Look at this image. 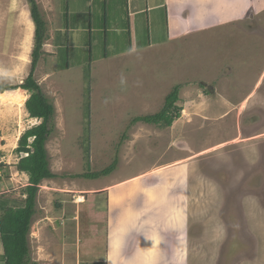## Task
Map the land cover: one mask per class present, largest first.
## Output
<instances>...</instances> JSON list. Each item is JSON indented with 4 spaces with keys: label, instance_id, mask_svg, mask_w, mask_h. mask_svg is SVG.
Masks as SVG:
<instances>
[{
    "label": "rangeland",
    "instance_id": "1",
    "mask_svg": "<svg viewBox=\"0 0 264 264\" xmlns=\"http://www.w3.org/2000/svg\"><path fill=\"white\" fill-rule=\"evenodd\" d=\"M154 2L129 0V8L145 10ZM59 4L80 27L68 41L59 36L62 48L56 52L51 36L65 32L64 16L54 21L51 4L38 5L50 41L43 42L33 78L54 107L46 151L55 177L38 186L28 236L31 261L104 263L106 192L100 184L105 176H83L100 174L116 160L118 176H135V167L143 165L160 171L153 186H144L140 177L127 183L140 184L141 191L127 188L122 195L110 188L108 264H264V2L247 14L238 12L240 20L230 18L227 7L220 13L213 8L212 14L197 16L203 18L197 31L188 20L187 33L167 37L163 10H153L146 22V14L128 18V0ZM31 36L25 54H0V87L21 85L29 75ZM11 49L7 45L15 52ZM175 88V105L182 111L170 128L133 124L160 112ZM28 97L25 92L22 107L0 99V202L11 208L24 203L22 191L29 184L17 169L23 157L16 153L19 139L40 123L29 118ZM176 185L184 188L181 203L174 201ZM137 192L145 193L146 205L138 215L151 213L140 227L129 207ZM98 216L103 219L95 221ZM92 227L98 236H90L87 248L81 234ZM130 227L141 238L125 255Z\"/></svg>",
    "mask_w": 264,
    "mask_h": 264
},
{
    "label": "crops",
    "instance_id": "2",
    "mask_svg": "<svg viewBox=\"0 0 264 264\" xmlns=\"http://www.w3.org/2000/svg\"><path fill=\"white\" fill-rule=\"evenodd\" d=\"M36 1L38 2V5L40 7H41V5H40L41 3H44V5L45 4L47 5V3L51 4L52 20H54V21L61 20L60 15H63L64 16L63 18H64L65 23H66L65 32H68V34H70V36L73 37L74 33H72V32H75L76 30H78L80 26L76 27L73 25V22H71L72 18L70 17V12L68 9H67L66 14H64L62 12V8L59 4V0H36ZM262 2H264V0H160V1L158 0L157 3L154 2V4H152L154 7L148 6L145 10L144 9H142V10L137 9L134 11H132V10L130 11L129 0H128L127 12L129 14L128 18H129V16L132 18L133 16L137 17L139 15L146 14V17H147L146 22H147L149 20L148 18L150 17V13L153 14V10H158V11L163 10L162 12H164V15H165V17H164L165 18V27H166V29L168 28L167 35H166V37H167L168 33H171V32H172V34H178V35H182V34L187 33L185 30L187 28L186 21H188V20H190V23L188 26H193L190 30L191 31H197L198 26L201 25V22L203 20V18H200L198 20L197 16H200V15L202 17L208 16L207 11L209 10L212 14L213 8H215L216 11L218 13H220L221 10H223L222 7H227V10H228L227 12L230 14V18H235V20H240V18H236L238 12L240 14H247L249 11H251L253 9V6H255V3H262ZM204 8H207V9H204ZM203 9H204V11L202 12ZM109 12L110 11L108 10V13ZM185 12L188 13V16L183 18L182 14ZM114 13H116V16L119 15L118 11L117 12L114 11ZM194 14H195V17H194ZM156 17H158V20H160L158 15ZM156 17H154V18H156ZM118 19L120 21V18H118ZM138 20L139 19H135L134 23L138 24V22H139V24H140V21H138ZM129 22H130V20H129ZM130 24H131V22H130ZM158 24L155 23L154 26L158 25ZM146 26H147V24H146ZM146 26H145V28H146ZM143 27H144V24H143ZM147 28H148V26H147ZM67 30H69V31H67ZM59 32H61V31H58V33ZM148 32L151 33L150 29H148ZM88 33H90V31H88ZM34 34H35V26H34V23L31 19L27 0H0V43L2 42V45H0V54L1 55H11L13 53L16 55L25 54L27 48L30 45V42L33 40V38L31 40V37H32L31 35H33V37H34ZM54 37L55 36L53 34L51 36L52 44L54 42ZM48 40L50 41V39H48ZM7 45L10 46V48H12L11 50H14L15 52H9L10 50L7 51ZM52 47H54L55 51L57 52L58 47L54 46V44ZM50 54H54V53L51 51ZM1 55H0V57H1ZM24 64L22 66H25ZM14 69L15 68L12 67L11 69H9V71L14 70ZM17 90H20V91L25 93L24 90H21V89H17ZM13 91H15V90H13ZM144 147H146V145ZM129 166H130V162H129ZM135 168H138V172L134 173L135 176H132V177L130 176V178H128V176H124V175L118 176L120 171H122L121 166H119L115 171H113L109 175L105 176L102 180V183L100 184V186L102 188L100 190H102V192H106V194L104 193L105 194V204H104V211H103L104 214L102 215V217H104L105 219H103L101 216H98L99 218L95 219V221L96 220L101 221L102 219L104 220L103 221L104 225L102 227L103 230L100 233V235L102 237H104V240L106 243L105 258H104L103 264H108V245H109V239H110V232L112 230V228L110 227L111 213L109 210L110 209V205H109V190H110V188H117L116 192L119 194L124 193L125 192L124 190L127 188H131V189H134L137 191H141L142 188L139 187L140 184H138L136 186H134L133 184L132 185L127 184L128 182H133L134 179L139 178V177L141 178L140 182L144 186H153L155 183H157V180L155 179V177L157 175L155 174V172H158L160 170L156 171L157 168H154V166H150V165H147V166L143 165V166L135 167ZM130 172H132V171H130ZM153 174H154V176L152 177ZM19 175L21 177L20 176H18V177L23 179V181L26 180V182H27V178H26L27 176L25 174H23V172H21V174H19ZM116 177L117 178H124V179L117 182L116 184L108 186L107 184L109 182H111V183L114 182L113 180H115ZM186 183H188L187 178H186ZM27 185L28 184L26 183V186ZM178 187L181 190H179ZM175 188H176V193L173 195V197H175L174 201L181 203L182 197L179 195L184 190V188L182 187V185L181 186L176 185ZM147 189H149V188H147ZM186 189H187V187H186ZM143 195H145V193L140 194V192H137L135 197L129 199V201L134 199L133 202L129 203V207L132 211L133 217H135L137 215V221L135 222V227H137L136 224L139 225L138 227H140L141 224L145 223L146 219L151 216L150 211H149V214H146V212H148V211H146L142 215H140V214L138 215L139 209H141L142 207L146 208V205H143V202H144ZM169 197H171V195ZM163 198L165 199L166 197H163ZM129 201H127V202H129ZM3 203H5V202L1 201L0 205ZM185 203H186V201L184 200V206L186 207ZM58 205H60V204L58 203L57 206ZM58 207H60V206H58ZM85 212H86L85 214H87V215L90 214V212L88 210H86ZM100 217H101V219H100ZM75 220L76 219H74V222L77 224V222ZM35 221L38 222L37 219H35ZM39 222H41L40 224H42L41 219L39 220ZM80 224L83 225L82 222ZM80 224L77 225L78 227H75L76 230H78V231H80L79 228L82 229V227H80ZM132 224L134 226V223H132ZM42 225H45V223H43ZM42 225L40 227H42ZM87 225L85 227H87ZM83 230H84V228H83ZM83 232H85V231H83ZM90 236H98L96 234V227H92L91 231L87 230L85 232V234H81V241L83 240L82 243L87 248L91 245ZM140 238H141L140 235H137L134 233L133 227H130V230L127 234V238H126L124 248H123L125 255H129L136 248V246L138 245V243L140 241ZM76 239L78 240V237ZM86 242H88V243H86ZM170 242H171L170 240H167V243H169V245H170ZM85 246H83V247L85 248ZM167 247H169V246H166V249H167ZM0 254H2V253H0Z\"/></svg>",
    "mask_w": 264,
    "mask_h": 264
},
{
    "label": "trees",
    "instance_id": "3",
    "mask_svg": "<svg viewBox=\"0 0 264 264\" xmlns=\"http://www.w3.org/2000/svg\"><path fill=\"white\" fill-rule=\"evenodd\" d=\"M27 3L30 8L31 19L35 25V44L31 54L30 72L21 85L0 87V93L17 89L28 92L29 97L25 102V109L29 118L39 120L40 123L24 132L19 139L16 149V153L23 154V157L20 158L17 164V169L20 172L26 173L29 177V184L22 191L26 195L24 203L16 208L6 207L5 203L0 205V209L3 212L0 217V244L2 247L0 264H37L31 261L28 246L31 222L36 210V195L39 190L38 186L42 180L55 177L49 170L46 151V144L54 131V107L44 96L40 86L33 78V73L42 54L43 42L47 41L49 36L44 34L45 24L40 17L37 1L27 0ZM56 36L53 44L59 50L62 48L59 47L62 43L61 45L57 44L59 36L68 41L70 34L64 32L58 33ZM88 37L87 46L91 48L90 33H88ZM65 48L68 47L66 46ZM177 94L178 89H173L165 98V103L160 112L150 116L137 117L132 121L133 124L142 122L146 125H154L159 128H170L179 119L180 112L182 111L180 107L175 105ZM29 139H32L30 143ZM116 166L117 161L115 160L110 167L101 171L100 174L89 173L85 174L83 178L98 179L100 176H107L115 170ZM87 168L89 169V164H87Z\"/></svg>",
    "mask_w": 264,
    "mask_h": 264
},
{
    "label": "bare ground",
    "instance_id": "4",
    "mask_svg": "<svg viewBox=\"0 0 264 264\" xmlns=\"http://www.w3.org/2000/svg\"><path fill=\"white\" fill-rule=\"evenodd\" d=\"M0 99L3 103L16 104L22 107L25 100V93L20 90L6 91L0 94Z\"/></svg>",
    "mask_w": 264,
    "mask_h": 264
},
{
    "label": "built area",
    "instance_id": "5",
    "mask_svg": "<svg viewBox=\"0 0 264 264\" xmlns=\"http://www.w3.org/2000/svg\"><path fill=\"white\" fill-rule=\"evenodd\" d=\"M78 199H79V201H81V200L84 201V197H79Z\"/></svg>",
    "mask_w": 264,
    "mask_h": 264
}]
</instances>
